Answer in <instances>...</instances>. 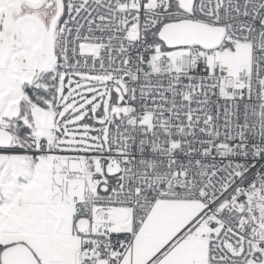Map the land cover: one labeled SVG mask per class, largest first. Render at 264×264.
I'll return each mask as SVG.
<instances>
[{"label": "snow or ice", "instance_id": "snow-or-ice-1", "mask_svg": "<svg viewBox=\"0 0 264 264\" xmlns=\"http://www.w3.org/2000/svg\"><path fill=\"white\" fill-rule=\"evenodd\" d=\"M0 264H264V0H0Z\"/></svg>", "mask_w": 264, "mask_h": 264}]
</instances>
